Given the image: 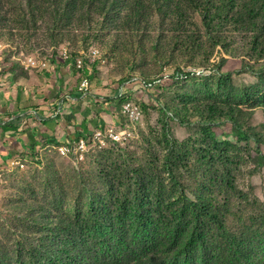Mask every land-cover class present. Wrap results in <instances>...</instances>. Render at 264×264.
Returning <instances> with one entry per match:
<instances>
[{"label":"rangeland","instance_id":"1","mask_svg":"<svg viewBox=\"0 0 264 264\" xmlns=\"http://www.w3.org/2000/svg\"><path fill=\"white\" fill-rule=\"evenodd\" d=\"M153 21L149 37L90 27L58 39L38 27L9 30L0 16L2 61H34L43 69V63L76 55L77 72L75 61L84 60L89 87L81 89L80 75L75 83L89 96L82 103L86 117H96L86 148L77 146L78 133L75 140L45 147L39 160L32 152L0 169V264L17 252L27 257L38 243L54 240L57 225L89 218L104 206L128 203L162 213L179 208L183 178L193 183L205 174L231 183L227 193L243 215L255 213L264 201V114L230 106L245 105L242 92L256 84L254 74L240 58L226 55L222 61L215 54L204 65L201 57L177 50L160 34L158 19ZM85 61L97 64L94 75L87 74ZM189 72L194 75L184 77ZM224 73L230 81L222 80ZM106 111L114 112L116 123L105 121ZM231 121L259 139V151L237 141ZM113 127L116 139L106 134ZM101 128L104 139H95ZM225 142L228 147L220 145Z\"/></svg>","mask_w":264,"mask_h":264},{"label":"trees","instance_id":"2","mask_svg":"<svg viewBox=\"0 0 264 264\" xmlns=\"http://www.w3.org/2000/svg\"><path fill=\"white\" fill-rule=\"evenodd\" d=\"M1 15L9 30L38 27L48 37L58 39L90 27L149 37L148 30L157 18L160 34L167 35L177 50L201 57L204 65L210 64L215 54L222 61L227 60L224 55L240 58L254 74L256 84L242 92L245 105L230 106L264 114V0H0ZM91 38L86 36L87 41ZM85 66L90 76L96 73L97 64L85 61ZM192 75L189 72L184 77ZM226 75L230 73L222 74L224 82L230 81ZM113 113L107 114L116 123ZM231 125L238 142L252 143L260 150L259 139L241 124L231 121ZM206 127V135L214 139L209 125ZM83 128L90 133L87 124ZM86 134L76 140L87 138ZM220 145L228 147L229 143ZM34 158L39 160V154ZM182 180L179 208L162 213L157 207L151 211L143 206L132 209L128 203L104 206L89 218L57 225L54 240L46 245L38 243L27 257L17 252L9 257V263L7 259L3 262L264 264V201L255 213L243 215L227 193L231 183H218L205 174L193 183Z\"/></svg>","mask_w":264,"mask_h":264},{"label":"crops","instance_id":"3","mask_svg":"<svg viewBox=\"0 0 264 264\" xmlns=\"http://www.w3.org/2000/svg\"><path fill=\"white\" fill-rule=\"evenodd\" d=\"M77 75L73 62L63 59L48 62L45 69L0 59V169L85 135V124L92 128L96 117H86L82 103L89 96L79 93ZM105 113V121L113 122Z\"/></svg>","mask_w":264,"mask_h":264},{"label":"built area","instance_id":"4","mask_svg":"<svg viewBox=\"0 0 264 264\" xmlns=\"http://www.w3.org/2000/svg\"><path fill=\"white\" fill-rule=\"evenodd\" d=\"M94 53H96V54H99L100 52H98V51H96V52H94ZM67 60V59H66ZM29 67H31V68H39L40 66H38L34 61H30V63H29V65H28ZM75 66H76V68H77V71H78V73H79V75L82 77V79H83V75H84V60L82 59V58H80V59H78V60H76L75 61ZM41 67L43 68V69H45V68H47L48 67V65L46 64V63H43L42 65H41ZM83 74V75H82ZM85 78V77H84ZM80 87H81V89L83 90V89H87V87H89L88 86V80L85 78V79H83L82 80V83H81V85H80ZM139 114L138 113H135L134 114V117H136V116H138ZM108 132V133H107ZM106 132V134H108L107 136L109 137H111V138H114V139H116L117 137H116V132H115V127H113V128H110V129H108V131ZM104 137H105V132L101 129V130H99V131H97L96 133H95V139H99V140H101V139H104ZM87 139L85 138V137H82L81 139H79V140H77V141H79V144L77 145V146H79L80 148H86V146H87V141H86ZM76 142V141H75ZM63 151H67V152H70V150H71V148H69L68 146H63ZM0 177H1V172H0Z\"/></svg>","mask_w":264,"mask_h":264}]
</instances>
